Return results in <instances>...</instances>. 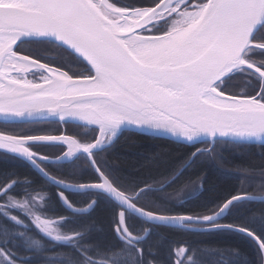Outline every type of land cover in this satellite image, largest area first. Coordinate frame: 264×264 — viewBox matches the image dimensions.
<instances>
[{
    "label": "water",
    "instance_id": "1",
    "mask_svg": "<svg viewBox=\"0 0 264 264\" xmlns=\"http://www.w3.org/2000/svg\"><path fill=\"white\" fill-rule=\"evenodd\" d=\"M190 0H171L174 5ZM79 0H0V123L33 124L57 122L73 124L99 131L97 140L80 144L70 136L18 137L0 133V152L14 156L31 166L45 181L63 192H98L109 197L122 212L119 214V232L129 241L138 240L128 230L125 213L152 224L190 231L228 230L250 238L261 250L264 264V244L248 230L230 225H215L231 205L241 201L264 202V196L238 195L227 200L211 219L180 215H158L145 211L133 203V198L117 189L100 171L93 154L110 147L123 132H134L162 138L184 145L223 141L235 144L264 146V135L243 133L248 114L264 117V103L257 97H238L220 91L217 86L239 70L258 75L264 82V71L244 58L252 48L264 50L253 38L264 25V0H208L201 15L192 25L177 32L159 36H143V43L168 38L169 41L155 51L146 49L151 66L162 73L171 74L162 86L155 81L126 82L87 77H72L64 71L16 52L24 42H51L81 61L91 75L100 56L110 59L109 51L88 30L69 23L58 5ZM90 2V0H89ZM154 18L143 31L158 23ZM162 20V19H161ZM128 44L137 45L135 36ZM124 44V41H119ZM21 66L17 67L15 64ZM21 64L29 66L25 69ZM40 72L43 80L33 82L27 75ZM90 75V76H91ZM23 76V80L16 77ZM126 89V90H125ZM161 92L174 103L160 105L168 116L155 113L151 92ZM139 96L141 103L135 97ZM151 113V114H150ZM149 120L164 127L148 126ZM119 120V126H115ZM137 121H139L137 123ZM264 128V120L253 125ZM196 128L217 130L214 136L201 133L188 139L166 129L191 132ZM218 130H224L220 135ZM106 135L111 138L105 143ZM35 144H59L67 151L57 157L41 156L30 149ZM22 150L25 154H18ZM200 151H197L199 153ZM85 155L100 182L70 184L50 175L42 166L65 164ZM103 186V187H101ZM119 194V198L118 195ZM64 207L72 214H86L91 207L78 208L61 196ZM188 217V218H185ZM207 225L208 227H197Z\"/></svg>",
    "mask_w": 264,
    "mask_h": 264
},
{
    "label": "trees",
    "instance_id": "2",
    "mask_svg": "<svg viewBox=\"0 0 264 264\" xmlns=\"http://www.w3.org/2000/svg\"><path fill=\"white\" fill-rule=\"evenodd\" d=\"M112 2L149 8L156 4V0ZM253 42L264 46V25ZM16 52L62 69L72 77L91 75L81 61L51 42H24ZM244 58L264 69V50L249 49ZM36 75L32 78L34 82H38ZM217 88L232 96L264 101V82L247 70L235 72ZM2 129H9L18 137L66 133L80 144L95 142L99 134L94 128L57 122L0 123L1 133ZM209 145L208 142L184 145L123 132L110 147L94 153L93 158L100 171L117 189L133 198L137 207L158 215L205 218L234 196H264V146L216 141L212 151L203 150ZM30 149L40 155L58 157L66 147L35 144ZM41 166L66 183L100 182L85 155L70 163ZM196 186L197 192L185 194L187 187ZM36 192L47 196L44 214L62 220V230L75 238L70 243L55 242L30 223L20 225L0 213V264H263L261 250L250 238L228 230L190 231L152 225L125 213L126 226L138 240L122 239L119 232L122 209L109 197L94 191L63 192L41 178L26 162L0 152V203L5 195L22 198ZM61 196L74 207L91 209L86 214H72L64 207ZM216 225L245 229L264 240V202L234 203ZM184 249L183 257L179 258L178 251Z\"/></svg>",
    "mask_w": 264,
    "mask_h": 264
},
{
    "label": "snow or ice",
    "instance_id": "3",
    "mask_svg": "<svg viewBox=\"0 0 264 264\" xmlns=\"http://www.w3.org/2000/svg\"><path fill=\"white\" fill-rule=\"evenodd\" d=\"M170 3L171 0H156V4L149 8L117 5L112 0H90V2L89 0H79V2L58 5L57 7L63 10L69 23L78 24L85 30L90 31L109 51L110 59L105 58L103 55L100 56L94 65L92 75L88 79L98 78L101 81H117L119 78L126 82L139 83L155 81L167 87L168 85L163 82L171 74L159 72L151 66L152 61L142 47L143 41L139 38L144 36L143 29L147 28L154 18H165V12ZM133 36L137 38L136 46H132L127 42L128 38ZM119 41H124V44H120ZM151 95L155 97V103L152 104L155 113H162L164 116L170 115L171 113L165 112L160 105L171 106L174 102L161 92L152 91ZM135 99L141 103L145 102L140 100L139 96ZM261 102L264 103V101ZM261 120H264V117L259 113L248 114L245 123L249 124V127L245 132H238L237 134L264 135V128L253 126L255 122ZM119 123L120 121L117 120L115 126L118 127ZM144 123L148 126L164 127L160 124L153 125L147 119ZM166 130L172 131L176 135H183L188 139H192L201 133L214 136L217 131L208 128H196L190 133L180 132L176 129ZM218 131L222 136L226 134L224 130ZM14 151H17L18 154H25L22 150ZM180 191H183V189ZM117 195L119 198V194ZM225 207H227V202ZM204 219H211V217H205ZM261 243H264V240H261ZM183 251H186V249Z\"/></svg>",
    "mask_w": 264,
    "mask_h": 264
},
{
    "label": "rangeland",
    "instance_id": "4",
    "mask_svg": "<svg viewBox=\"0 0 264 264\" xmlns=\"http://www.w3.org/2000/svg\"><path fill=\"white\" fill-rule=\"evenodd\" d=\"M189 2H191V0ZM189 2L183 3L182 5H187ZM207 2L208 0L202 3H197L198 4L197 7H194L187 11L181 10L182 5H179V4L174 5L172 8H170L168 11L165 12V18L163 19L161 18L162 20L160 19V21H158L159 23L164 24L166 20L165 25L162 26L161 30L159 31L160 33L159 35H166V34H170L173 32H177V31L183 30L184 28L190 26L192 23L191 22L192 16L197 14L198 12H202ZM198 18L199 16H197L195 18L196 20L194 21H197ZM13 64H15L17 67H21L17 65L16 63H13ZM53 68L57 69L56 67H53ZM58 70L64 71L62 69H58ZM37 73H40V72H33L27 75L28 80L33 81L32 80L33 75L34 74L36 75ZM36 77L38 78L37 80L39 82L40 80H43L45 78V75L44 74L42 75L41 73L40 75L39 74L36 75ZM16 78L19 80L24 79L23 76H17ZM2 133L6 135L14 136L12 135V133L14 134V132H11L9 129L7 130L2 129ZM61 135L69 136L66 133H63L60 135H50V136H61ZM39 136L41 135L30 136V137H39ZM45 136H48V135H45ZM110 138H111L110 135H106L104 142L107 143ZM82 145H88V144H82ZM214 147H215L214 143L213 144L210 143V145L205 146L203 150L212 151ZM66 151H67V147H66V150L61 155H63ZM199 151L201 152V150ZM41 156H44V155H41ZM44 157L57 158V157H49L48 155H45ZM198 188H199L198 186L187 187L184 190V192L186 191L185 192L186 195L194 194L195 192H197ZM46 198H47L46 194L41 193V192L31 193L22 198H16V197L5 195L3 201L0 203V213H2L5 217L12 220L13 222H16L17 224L21 225V224H24L25 222L30 223L42 235H44L45 237H48L49 239L55 242L70 243L75 238V236L70 235L62 230L61 224L63 221L59 219L49 218L47 215L44 214ZM217 212H215L214 214H216ZM212 215H209L206 217H210ZM204 227H208V226L206 225ZM121 238L126 240V238L122 234H121ZM183 255H184V251L179 250L178 251L179 258H182ZM11 264H14V263H11Z\"/></svg>",
    "mask_w": 264,
    "mask_h": 264
},
{
    "label": "bare ground",
    "instance_id": "5",
    "mask_svg": "<svg viewBox=\"0 0 264 264\" xmlns=\"http://www.w3.org/2000/svg\"><path fill=\"white\" fill-rule=\"evenodd\" d=\"M202 12H198L197 14L193 15L191 18V25L195 22L194 20H196L195 18L197 16H200ZM182 32H177L174 36H178L180 35ZM169 41L168 38H163L160 39L158 41H154V42H149V43H143L142 47L144 48V50L149 49L150 51H155L158 48L162 47L163 45H165L167 42ZM22 67H24L25 69H29L28 65L25 64H21Z\"/></svg>",
    "mask_w": 264,
    "mask_h": 264
},
{
    "label": "flooded vegetation",
    "instance_id": "6",
    "mask_svg": "<svg viewBox=\"0 0 264 264\" xmlns=\"http://www.w3.org/2000/svg\"><path fill=\"white\" fill-rule=\"evenodd\" d=\"M197 3H199L197 0H191V2H189L187 5H182L181 10H182V11H187V10H189V9H192V8H194V7H197V6H198ZM163 22H164V21H163ZM165 23H166V20H165L164 24H163V23H159V22L156 23V24H154V25L151 26L149 29H147V30L144 31V35H145V36H158V35L160 34L159 31H160L161 29L157 30L156 27H158V26H164ZM161 24H162V25H161ZM157 31H158V32H157Z\"/></svg>",
    "mask_w": 264,
    "mask_h": 264
}]
</instances>
